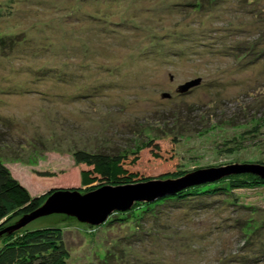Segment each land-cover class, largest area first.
<instances>
[{
  "label": "rangeland",
  "instance_id": "1",
  "mask_svg": "<svg viewBox=\"0 0 264 264\" xmlns=\"http://www.w3.org/2000/svg\"><path fill=\"white\" fill-rule=\"evenodd\" d=\"M156 1L0 0V37L16 47L0 44V160L33 197L67 188L84 195L104 182L75 160L78 150L135 152L118 176L156 183L179 171L187 173L177 180L238 170L210 184L264 167V0H219L190 19L176 2L194 0ZM220 185L228 194H213L190 223L180 211L142 224L144 208L123 221L113 214L126 211H115L96 230L60 215L30 226L80 224L67 236L68 264L121 253L124 264H264V190Z\"/></svg>",
  "mask_w": 264,
  "mask_h": 264
},
{
  "label": "trees",
  "instance_id": "2",
  "mask_svg": "<svg viewBox=\"0 0 264 264\" xmlns=\"http://www.w3.org/2000/svg\"><path fill=\"white\" fill-rule=\"evenodd\" d=\"M156 3L163 6L164 8L167 4H171L172 2L163 3L161 2V0H157ZM176 3H177L176 7H178V10L181 11V13L184 12L185 14H183V16H187V17L189 14H192L193 12L201 13L204 9L208 10L209 5L211 8H213V5L215 3L217 5L220 4L219 0H215V1L194 0L191 3L179 1ZM190 4L191 6L189 7ZM130 5L131 7H134L133 9H135V6H133L135 4L133 2L130 3ZM197 8L198 11L196 10ZM76 11L77 10L74 9L73 13H75ZM138 11L139 10H137V12ZM84 16L93 19V15L87 14ZM138 24L139 27H142L140 25H146V22L142 21L141 23ZM157 27L160 28L161 23ZM162 27L164 28L163 25ZM12 40L14 41L15 39L12 38L11 36L5 35L3 37H0V44L3 45L4 47H8L6 46L7 44L5 42ZM0 48L2 49L3 47ZM8 48L10 50H14L16 47L9 46ZM41 73L42 74H40V76L44 75L45 72L41 70ZM87 91H89V89H84L81 96L83 95L86 98L94 97L93 94L86 93ZM79 92H82V90H80ZM94 92L95 91H93L92 93ZM134 153L135 152H129V150L120 151L117 152L116 154H112L110 152H102V151L92 153L85 150H78L76 153H74V157L77 162L81 164H89L94 166L98 171V174L101 176L102 178L101 180H103L104 178L103 183L102 181L97 182L95 184L91 182L92 185L89 186L85 190V192L87 193L98 190L104 187L106 185V182L113 185L111 187H123V186L137 185L142 183L146 184L152 181L150 178L135 176V178L132 179V178H126V177L124 178L118 176L119 173L118 163L122 160H126V159L128 160L132 158V156L135 155ZM186 173H187L186 171H179L178 173L170 174L168 177H170L171 180H177L185 176ZM98 180L99 179H95V181ZM225 182L230 183V187H232L231 189L261 188L264 190V176L252 174L248 172L234 173V174L226 175V178H224L223 180H219L218 182H214L210 184L208 183V184L194 185L183 190H174L168 193L160 194L158 198L152 202H147V203L135 202L133 203L132 208L130 210H127L124 213L115 212L113 215L114 216L120 215L119 218L116 219L118 221H123L125 220L124 219L125 215L133 214L134 212H137L136 211L137 209H141L144 211L145 208L144 211L145 218H143V214H142V218L140 222H142V224H147L148 223L147 220H149V218L159 219L160 217L165 216V219H170L173 218L174 214H177V212L181 211L186 213L185 218H187L188 223H190L188 216L191 215L193 212L194 213L200 211L202 212V210L209 209L210 207H212L210 206L212 205V203L208 204V199H211L213 194L216 195V193L219 194V192L228 194L229 190L227 189L229 188H227V186L220 185ZM210 186L213 187L211 188ZM219 186H223V188L226 190L225 191H221L223 189L213 190V188ZM235 194L237 193L235 192ZM235 194L232 197L233 203L237 202L238 205L235 206L241 207L239 204V200L235 197ZM46 198H48V196L45 198L39 196L33 197L30 194V192L12 175L8 167L0 160V264H68L69 263V260L71 258V252L68 248L69 246H68L67 236L71 232L72 228L82 229V226L80 225L82 223L77 221L80 224L77 225L49 224V226L46 225L43 227H31L30 225L33 224L35 221H37L38 220L37 219L35 221H32L30 224L26 225L25 227L19 229L12 228V230L9 229L15 226L25 217L32 215L39 208H41L45 203ZM60 216H65V215H60ZM107 222L99 226H91L88 224H82V225L88 227L89 230L90 229L96 230L99 229L104 224H106ZM217 229H221V225L218 226ZM258 230H260V228ZM258 230L253 231L254 236H256ZM123 254L124 253H121L120 256L112 254V257H108L109 259H107V261L105 260L102 261L101 264H124L125 262H124Z\"/></svg>",
  "mask_w": 264,
  "mask_h": 264
},
{
  "label": "water",
  "instance_id": "3",
  "mask_svg": "<svg viewBox=\"0 0 264 264\" xmlns=\"http://www.w3.org/2000/svg\"><path fill=\"white\" fill-rule=\"evenodd\" d=\"M193 84H187L186 88L189 89V87ZM242 168L251 170L257 174H264V171H262V168L264 167L261 166L251 165L243 166ZM229 171L238 172L235 167H227L224 169L212 168L208 170H199L196 173L187 175L181 180L167 181L163 183L150 181L146 184L142 183L123 187L104 186L94 192L84 195L74 188L56 190L51 192L49 198L45 201L41 208H39L32 215L25 217L9 229H19L41 217L51 215H65L66 217L73 218L82 224L98 226L103 224L113 212L130 210L135 200L143 201L149 199L150 201L155 195L203 184L212 175ZM199 173L203 175L206 173V175L201 177ZM194 176L198 177L193 178ZM203 178L206 179L203 180ZM159 183V187L151 189ZM162 188L163 191L160 192L161 190L159 191V189ZM121 193H125L127 196L124 198L118 196V194Z\"/></svg>",
  "mask_w": 264,
  "mask_h": 264
},
{
  "label": "bare ground",
  "instance_id": "4",
  "mask_svg": "<svg viewBox=\"0 0 264 264\" xmlns=\"http://www.w3.org/2000/svg\"><path fill=\"white\" fill-rule=\"evenodd\" d=\"M30 224V223H29ZM25 227V226H24ZM143 255V254H142Z\"/></svg>",
  "mask_w": 264,
  "mask_h": 264
}]
</instances>
